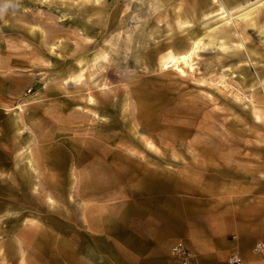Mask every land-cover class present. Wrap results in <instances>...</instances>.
Segmentation results:
<instances>
[{"label": "rangeland", "instance_id": "1", "mask_svg": "<svg viewBox=\"0 0 264 264\" xmlns=\"http://www.w3.org/2000/svg\"><path fill=\"white\" fill-rule=\"evenodd\" d=\"M6 3L0 14V237L32 234L40 264H139L156 255L183 264L172 253L178 243L190 264L198 253L212 252L234 263L237 255L231 254L242 242L251 246L264 239V118L256 120L248 104L234 102L209 74L218 56L219 66L234 69L224 78L231 93L241 92L245 73L238 68L245 62L205 47L198 51L195 76L154 63L148 70L140 66L139 48L148 53L150 43L188 32L174 24L169 5L151 12L147 0H0V9ZM122 12L139 42L116 55L110 41L119 45L128 39L117 32ZM190 17L186 28L195 31L220 25L215 12ZM102 44L110 45L105 56L116 60L97 59L113 87L108 111L97 116L88 87L64 84L59 72L79 55L102 56ZM253 48L252 63L264 65V47ZM226 100L232 105L221 102ZM146 121L157 131L141 129ZM100 133L126 135L130 148L104 142ZM74 145H94L107 154L103 165L113 171L101 177L113 184L102 195L94 194L93 182L81 173L84 166L71 160ZM121 150L137 160L130 174H117L110 162ZM204 161L209 166H201ZM80 183L86 185L82 201L75 197Z\"/></svg>", "mask_w": 264, "mask_h": 264}, {"label": "bare ground", "instance_id": "2", "mask_svg": "<svg viewBox=\"0 0 264 264\" xmlns=\"http://www.w3.org/2000/svg\"><path fill=\"white\" fill-rule=\"evenodd\" d=\"M86 1L89 2L90 0ZM147 2V7L151 12L163 5H169L167 9L172 13L171 17L174 20V24L178 29H182L183 31L187 29L188 32L184 36H175V38L167 43H150V46H153V48H150L148 53L142 52L144 47L139 48V55H137L136 60L139 62L140 66L148 70L150 64L154 63L159 69L173 68L179 76H195L196 59L200 48L206 47L209 52L217 49L218 51H224L227 57H239L241 62L250 63L248 65L244 63L238 68L245 73L243 75L239 73V75H241L239 83L241 85L240 87L243 89L241 92L237 89L235 93H231L228 88L229 84L224 78L234 75V69L228 64L219 66L218 62L220 61L218 60V56H213L210 68L208 67L210 61L205 62L207 63L206 67L209 68V74L216 77L212 78L210 81H215V84H221L226 92H230L234 102H244L248 104L255 119L261 121L264 118V65H257L252 63V61L253 55L255 54L253 48L254 44L256 43L257 46L264 47V0H255L252 3H248L245 0H147ZM167 9L163 12H159L157 17L159 18L163 13H166ZM199 12L200 14L202 13V16L215 12V15L219 17L220 25L214 27L210 32L195 31L186 28L188 24L192 23L190 16ZM120 17L117 32L123 31L128 39H126L125 43L119 45L117 44V40L110 41L111 46L113 45V48L110 50L112 53H116V55L126 54L129 49V43L136 46V43L139 42L136 37L137 33L131 35V31L127 27V15L122 12ZM150 31L151 28L149 27L148 33H150ZM151 35L152 33L149 34V37ZM132 36H134V38ZM247 37H254L257 42H254V44H245L244 40ZM169 38H172V36ZM234 42L237 43V45H233L232 43ZM109 46L102 44V52H100L102 56L95 52L91 54L89 58L86 54L77 56L72 59V67L74 70H71L72 67L69 64L59 72L60 75L63 76L64 84L71 82L74 84L73 88L77 90L83 89L84 86L85 88L88 87V90H90L88 102H92L89 106L93 108V114L97 116L99 113L108 111L110 104L108 99L111 96L110 94H113L111 83L104 77L106 65L103 62H97L99 57H102V59L109 63H113L112 61L116 60L115 57L111 60L105 56V51ZM53 49L54 45L49 48L51 51H53ZM128 61L131 62L130 59ZM225 66L230 69V72L222 70ZM216 68L218 69L216 70ZM203 76L202 78H204ZM247 76H249V79L246 83L245 80L247 79L245 78ZM97 79H100L98 84L93 83ZM212 100H214V98H212ZM221 102L223 104L232 105V103L227 100ZM20 107L21 106L18 105V108ZM14 113H17V110H14ZM19 121V117L14 116L12 123L17 125L21 130ZM102 124L101 126H104L107 123L103 122ZM139 125H141V129L147 131L149 134L152 131H157L159 128L155 123L148 121L141 122ZM98 136L104 142L112 145H124V149H126V147L130 148L128 140L125 139L126 135L100 133ZM147 145H151V143H147ZM94 149V145H74V149H71V160L76 167L84 166V170L82 172L78 171V174L80 172L84 173V177H88V180L93 182L92 189L95 191L94 194L102 195L105 188L110 187L113 183H109L111 180H104L101 174H104L106 171L111 173L110 170L112 169L107 167V165H103L106 161L105 157L107 156V154L104 153L105 151L99 154ZM124 153L125 150H121V154L117 153L118 155L116 156L114 153L111 155L113 158L110 161L117 169V174L121 175L130 174L128 167L134 166L137 161L131 156L124 155ZM23 154L24 159L31 164L30 154L25 152ZM85 163L87 164L84 165ZM201 166H209V162L206 163L204 161L201 163ZM142 169L141 171L147 172L146 169ZM166 173L167 171L164 168L160 170V174L166 175ZM35 186L33 188L34 190H36ZM89 187H91V185H89ZM85 188L86 185L80 183L75 189V197L81 201L85 197ZM45 198L48 203H53V199L49 194H46ZM32 238V234L23 232L14 233L8 240L0 237V264H40V248L37 244H34ZM29 245H31L32 248H28ZM254 254L260 256L256 253Z\"/></svg>", "mask_w": 264, "mask_h": 264}, {"label": "crops", "instance_id": "3", "mask_svg": "<svg viewBox=\"0 0 264 264\" xmlns=\"http://www.w3.org/2000/svg\"><path fill=\"white\" fill-rule=\"evenodd\" d=\"M2 107L0 106V124H2L4 120V116L2 113ZM0 164H2L0 162ZM258 241H264V239H259L255 241L251 246L250 243H243L238 247V250L235 254L240 259L238 263H232L228 259L223 258L224 254H219L218 252H212V253H198V255L194 256L191 260V264H264V257H260L255 255L252 252V247L255 243ZM232 244L229 245V248H232ZM139 264H175L169 259L161 256L156 255L153 260L144 261L143 263Z\"/></svg>", "mask_w": 264, "mask_h": 264}, {"label": "built area", "instance_id": "4", "mask_svg": "<svg viewBox=\"0 0 264 264\" xmlns=\"http://www.w3.org/2000/svg\"><path fill=\"white\" fill-rule=\"evenodd\" d=\"M252 250L254 253L264 257V241H258L257 243H255L254 246L252 247ZM172 251H173L172 253L175 256L183 258L182 259L183 264H190L188 262V259H189L188 254L184 250L182 244L178 243L177 245L173 246ZM232 261L234 263H237L240 261V259L237 256H233Z\"/></svg>", "mask_w": 264, "mask_h": 264}, {"label": "clouds", "instance_id": "5", "mask_svg": "<svg viewBox=\"0 0 264 264\" xmlns=\"http://www.w3.org/2000/svg\"><path fill=\"white\" fill-rule=\"evenodd\" d=\"M9 6H10V4H8V3L4 4L3 9H0V14H2L3 11H4L5 9H7Z\"/></svg>", "mask_w": 264, "mask_h": 264}]
</instances>
